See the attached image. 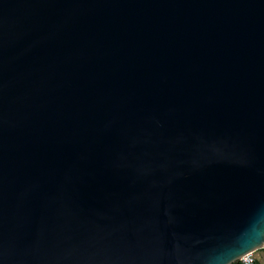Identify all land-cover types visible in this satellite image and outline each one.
Listing matches in <instances>:
<instances>
[{
  "label": "water",
  "instance_id": "1",
  "mask_svg": "<svg viewBox=\"0 0 264 264\" xmlns=\"http://www.w3.org/2000/svg\"><path fill=\"white\" fill-rule=\"evenodd\" d=\"M257 239L264 0H0V264H223Z\"/></svg>",
  "mask_w": 264,
  "mask_h": 264
},
{
  "label": "clouds",
  "instance_id": "2",
  "mask_svg": "<svg viewBox=\"0 0 264 264\" xmlns=\"http://www.w3.org/2000/svg\"><path fill=\"white\" fill-rule=\"evenodd\" d=\"M260 244H264V240L257 239L252 242L248 247L242 248L238 251H227L224 256L223 264H240L239 257H242L252 247H256Z\"/></svg>",
  "mask_w": 264,
  "mask_h": 264
},
{
  "label": "built area",
  "instance_id": "3",
  "mask_svg": "<svg viewBox=\"0 0 264 264\" xmlns=\"http://www.w3.org/2000/svg\"><path fill=\"white\" fill-rule=\"evenodd\" d=\"M263 250H264V248H263ZM252 256H253V254L249 255L244 260L240 261V263H242V264H253L254 259L252 258Z\"/></svg>",
  "mask_w": 264,
  "mask_h": 264
},
{
  "label": "rangeland",
  "instance_id": "4",
  "mask_svg": "<svg viewBox=\"0 0 264 264\" xmlns=\"http://www.w3.org/2000/svg\"><path fill=\"white\" fill-rule=\"evenodd\" d=\"M264 257V250L253 254L252 258L255 260H261Z\"/></svg>",
  "mask_w": 264,
  "mask_h": 264
},
{
  "label": "trees",
  "instance_id": "5",
  "mask_svg": "<svg viewBox=\"0 0 264 264\" xmlns=\"http://www.w3.org/2000/svg\"><path fill=\"white\" fill-rule=\"evenodd\" d=\"M240 264H242V263H240ZM253 264H261V263H260L259 260H256V259H255L254 262H253Z\"/></svg>",
  "mask_w": 264,
  "mask_h": 264
},
{
  "label": "crops",
  "instance_id": "6",
  "mask_svg": "<svg viewBox=\"0 0 264 264\" xmlns=\"http://www.w3.org/2000/svg\"><path fill=\"white\" fill-rule=\"evenodd\" d=\"M261 264H264V257H262L261 260H259Z\"/></svg>",
  "mask_w": 264,
  "mask_h": 264
},
{
  "label": "bare ground",
  "instance_id": "7",
  "mask_svg": "<svg viewBox=\"0 0 264 264\" xmlns=\"http://www.w3.org/2000/svg\"><path fill=\"white\" fill-rule=\"evenodd\" d=\"M249 255H251V254H249ZM249 255H247V256H244L243 258H241L239 261H242V260H244L246 257H248Z\"/></svg>",
  "mask_w": 264,
  "mask_h": 264
}]
</instances>
